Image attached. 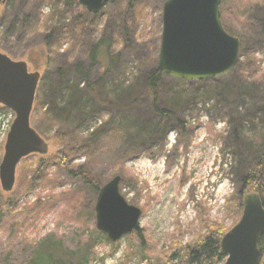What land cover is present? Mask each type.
<instances>
[{
  "label": "rangeland",
  "instance_id": "374dc122",
  "mask_svg": "<svg viewBox=\"0 0 264 264\" xmlns=\"http://www.w3.org/2000/svg\"><path fill=\"white\" fill-rule=\"evenodd\" d=\"M165 1L141 0L135 10H129L126 0H115L98 14L96 36H111L112 54L119 52V56L113 72L98 81V94L91 95L94 108L82 126L84 134L98 129L96 137H102V150L91 162L94 173L104 184L116 175L122 177V194L129 203L142 208L139 228L145 229L151 240L142 243L131 232L114 246L105 238L106 233L96 232V214L88 208L96 203L93 191L84 188L80 205V179L69 178L53 164L45 167L44 174L39 168L40 158L53 161L54 153L61 148L51 133L50 137L43 136L49 146L47 154H32L19 163L11 191L3 190L0 182V197L5 203L0 220V264H29L36 254V244L47 237H54L64 248L77 253L91 252L93 258L88 264H165L157 248L167 249L170 236L178 235V226L185 244L205 232L200 209L203 218L228 230L240 220V210L235 206L238 188L231 176L237 152L232 131L234 120L245 117L242 137L247 142L264 138V0L222 2L223 25L243 44L240 63L234 69L197 81L164 74L168 86L180 91L187 87L185 93L189 95L184 100L189 102L179 114L186 121L184 134L171 120L163 124L151 97L141 95L143 74L145 79L150 67H158ZM11 3L0 0V52L25 60L30 71L41 73V81L50 77L56 82L58 68L65 60L91 63L85 41L79 43L69 34L45 44L46 35L53 30L46 29L43 21L37 27L32 23L15 25L12 37H4L9 23L3 16L12 10ZM42 6L45 19L51 5ZM119 15L137 18L124 37L118 34ZM106 24L109 28L104 33ZM8 47L17 49V56L4 50ZM52 48L57 49L56 58L48 64L47 54ZM103 67H93V82L99 79L96 69ZM116 85L125 90L117 98L111 92ZM2 116L5 122L13 121L15 113L0 104ZM157 124L165 125L163 139H152ZM7 133L8 129L0 132V163ZM260 152H264V143ZM84 161V156H78L73 164ZM130 249L135 253L127 260Z\"/></svg>",
  "mask_w": 264,
  "mask_h": 264
},
{
  "label": "trees",
  "instance_id": "16d2710c",
  "mask_svg": "<svg viewBox=\"0 0 264 264\" xmlns=\"http://www.w3.org/2000/svg\"><path fill=\"white\" fill-rule=\"evenodd\" d=\"M126 1L127 8L135 10L141 0ZM114 2L115 0H111L108 4ZM44 3L51 5L45 19L42 17V5ZM11 4L12 10L3 16V19L9 23L4 32V37H12L10 33L15 25L22 24L23 27L32 23L34 24L33 27H37L39 22L43 21L46 29L53 30V33L50 31L51 33L46 35L45 44L51 45L54 39H63L69 34L79 43L85 41L84 44L88 48L87 55L91 61L90 64L81 60H65L63 66L58 68L56 82L50 77H44L37 90L32 115L33 126L40 134L50 137L51 133H54L52 136L57 139L61 146L54 153L53 161L44 157L40 158L39 168L43 170L44 174L45 167L48 168L49 165L53 164L58 171H65L69 178L80 179L83 182V192L80 195L81 200L78 202L82 205L84 188L93 191L97 198L99 190L104 184L102 179L94 173L91 164L96 152L102 150V137H96L98 129L84 134L82 126L85 118L92 113L94 108L91 95L98 94V81L103 80L105 76L107 77L117 66L119 52L112 54L113 41L111 36L109 38L104 37L105 34L100 37L96 36L99 13L90 12L79 3V0H12ZM222 5L221 3V12ZM118 23L120 27L118 34L124 37L127 35V30L134 26L133 23H137V18L130 19L125 15L124 17L119 15ZM108 28L109 24H106L104 33ZM226 30L228 29L226 28ZM4 50L13 56H17V49L8 47ZM56 51L55 48L50 49L49 54H47L48 64L56 58ZM98 64H103L104 67L101 70L96 69L99 79L97 82H93L91 74L93 67H97ZM164 74L158 67H150L146 71L145 79L144 74L142 77L141 95L145 94L151 97L153 106L163 124L171 120L184 134L186 121L179 114L189 102V100H184V96L189 95L185 93L187 87L184 85L180 91V89L168 86ZM82 84L84 85L81 86ZM112 89L111 92L116 98L125 92L124 88L118 85L113 86ZM171 90L173 91L172 96L170 95ZM261 108L264 111V106ZM244 119L245 117L235 119L232 131V143L237 152L234 162L231 163V176L233 182L237 184L235 206L240 210L241 215L244 197L249 193H258L264 205V152H260L264 138L261 137V140L256 138L247 142V138L242 137L241 133V130L244 131ZM164 126L159 127L158 124L154 126L152 139H163L167 132ZM129 155L126 154V156ZM78 156H84L85 161L73 164V160ZM2 204L5 203L0 197V220L4 215ZM88 208L90 213L95 214L94 203L93 205L89 204ZM202 212L200 209V222L201 226L203 225L202 228H205V232L197 240L185 244L180 226H178L176 229L178 235L174 233L170 236L167 249L157 248V253L165 264H222L225 261L226 257L221 253L220 242L228 229L223 224L213 223L210 219L203 218ZM96 232L98 234L103 233L100 230ZM133 232L135 233L131 234L139 241L142 240V243H148L151 240L145 229L139 228ZM105 238L114 246L118 243L117 241L112 242L107 235ZM36 245V254L29 264H88L93 258L89 251L80 254L64 248L61 241L54 237H47ZM153 247L156 249V246ZM259 248L260 264H264V233L259 239ZM134 253L131 249L128 250L127 260L132 258ZM141 259H144V254L141 255ZM4 264L10 263L5 262Z\"/></svg>",
  "mask_w": 264,
  "mask_h": 264
},
{
  "label": "water",
  "instance_id": "95a60500",
  "mask_svg": "<svg viewBox=\"0 0 264 264\" xmlns=\"http://www.w3.org/2000/svg\"><path fill=\"white\" fill-rule=\"evenodd\" d=\"M111 0H79L92 13H100ZM222 0H166L158 69L186 80H207L226 74L240 60L241 40L222 22ZM39 71L25 60L0 52V104L15 113L0 163L2 189L14 188L22 159L47 154L48 142L32 124ZM122 177L116 175L100 188L95 203L96 227L112 242L140 227L142 208L122 194ZM264 233V205L258 193L243 200L240 220L221 239L222 264H260L259 239Z\"/></svg>",
  "mask_w": 264,
  "mask_h": 264
},
{
  "label": "built area",
  "instance_id": "2783aa9c",
  "mask_svg": "<svg viewBox=\"0 0 264 264\" xmlns=\"http://www.w3.org/2000/svg\"><path fill=\"white\" fill-rule=\"evenodd\" d=\"M4 116H2V117H0V126H1V124H2V130L3 129H8V131H9V129H10V127H11V124H12V120H7V122H5V120H4V118H3ZM14 120V119H13ZM1 121H4V122H1ZM2 130L0 131V132H2Z\"/></svg>",
  "mask_w": 264,
  "mask_h": 264
}]
</instances>
